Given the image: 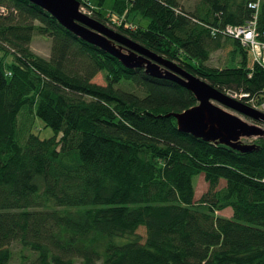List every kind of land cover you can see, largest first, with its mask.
Wrapping results in <instances>:
<instances>
[{"label": "trees", "instance_id": "trees-1", "mask_svg": "<svg viewBox=\"0 0 264 264\" xmlns=\"http://www.w3.org/2000/svg\"><path fill=\"white\" fill-rule=\"evenodd\" d=\"M84 1L94 20L264 104V67L224 34L256 22L264 40V0ZM108 11L145 25L118 26ZM35 36L51 40L50 58L32 51ZM227 48L226 66L211 67ZM196 105L29 1L0 0V264H264V138L240 153L181 133L169 115ZM38 119L52 137L34 133ZM201 175L208 191L195 201Z\"/></svg>", "mask_w": 264, "mask_h": 264}, {"label": "water", "instance_id": "water-1", "mask_svg": "<svg viewBox=\"0 0 264 264\" xmlns=\"http://www.w3.org/2000/svg\"><path fill=\"white\" fill-rule=\"evenodd\" d=\"M27 1L46 11L78 38L117 58L124 67L145 69L152 77L168 79L189 90L197 105L169 115L177 120L181 133L240 153L256 149L255 144L243 143V139L264 138L263 112L227 96L175 63L83 14L78 0Z\"/></svg>", "mask_w": 264, "mask_h": 264}, {"label": "rangeland", "instance_id": "rangeland-1", "mask_svg": "<svg viewBox=\"0 0 264 264\" xmlns=\"http://www.w3.org/2000/svg\"><path fill=\"white\" fill-rule=\"evenodd\" d=\"M80 4H81V12L86 15H89V13H92L95 10H99L97 6H95L92 3L86 2L84 0H82ZM107 4H111V1H108ZM107 14L110 16V18H112V21L118 26L123 25L124 27L126 26L132 27L135 30H137L141 24L145 25V22L141 19L139 15H129L128 11L122 14H117L116 12L111 13V11H108ZM51 43L52 42L49 38L35 36L31 44V49L36 55L43 57L45 59H48L50 58V54H51V51H50ZM231 51L232 49L227 48V49L219 50L215 52L212 55L211 60L208 64L214 68H224V66H226L227 62L230 60L229 53ZM94 83L103 85V86L106 85L105 74L103 73L98 74V76L94 79ZM237 101H240L246 104L247 106L254 108L252 101L250 102L244 101V98L243 99L237 98ZM255 107L256 108L254 109L264 113V104L261 107H258V106H255ZM243 119L250 124L253 123V121H250L249 119H246V118H243ZM262 126L264 127V125ZM33 131L34 133L38 134L42 139L50 138L53 136V130L49 127H46L44 122H42L39 119L36 121ZM254 141L255 139H243L242 140V142L246 144H253ZM194 185H195V190H196L195 201H198L208 191V184L205 181L204 175L196 177L194 179ZM224 186H225V182L222 181L219 188H223ZM219 215L224 216V217H231L232 210L231 209L224 210L220 212ZM138 233L145 237L146 231L145 229L140 228Z\"/></svg>", "mask_w": 264, "mask_h": 264}, {"label": "built area", "instance_id": "built-area-1", "mask_svg": "<svg viewBox=\"0 0 264 264\" xmlns=\"http://www.w3.org/2000/svg\"><path fill=\"white\" fill-rule=\"evenodd\" d=\"M252 8H258V4L251 5ZM224 34L234 39L240 40L244 47L248 48L254 64L264 67V40L258 39L256 29V22L248 23L244 26H228ZM227 96L237 100V98H244L245 96L236 95L232 92L226 93ZM247 97V96H246ZM254 108H256L254 106Z\"/></svg>", "mask_w": 264, "mask_h": 264}]
</instances>
